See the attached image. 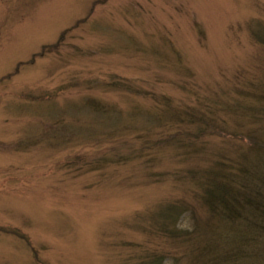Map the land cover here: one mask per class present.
Wrapping results in <instances>:
<instances>
[{"label": "rangeland", "instance_id": "374dc122", "mask_svg": "<svg viewBox=\"0 0 264 264\" xmlns=\"http://www.w3.org/2000/svg\"><path fill=\"white\" fill-rule=\"evenodd\" d=\"M257 162L264 0H0V264H246Z\"/></svg>", "mask_w": 264, "mask_h": 264}, {"label": "trees", "instance_id": "16d2710c", "mask_svg": "<svg viewBox=\"0 0 264 264\" xmlns=\"http://www.w3.org/2000/svg\"><path fill=\"white\" fill-rule=\"evenodd\" d=\"M257 163L249 173L239 170L240 189L224 173L207 185L209 213L232 228L224 230V246L246 264H264V165Z\"/></svg>", "mask_w": 264, "mask_h": 264}]
</instances>
